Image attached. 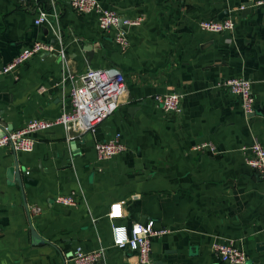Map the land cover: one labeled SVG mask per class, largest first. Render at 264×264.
<instances>
[{
    "label": "crops",
    "instance_id": "crops-1",
    "mask_svg": "<svg viewBox=\"0 0 264 264\" xmlns=\"http://www.w3.org/2000/svg\"><path fill=\"white\" fill-rule=\"evenodd\" d=\"M98 1L125 17H142L123 28L125 49L114 40L120 23L102 32L96 12L79 14L68 0H0V67L32 41L53 38L47 24H34L42 9L57 15L53 28L68 69L115 68L127 84L91 139L57 125L34 135L31 152L0 149V264H73L76 247L103 248L96 264H134V253L112 242L106 213L115 201H123L124 212L116 224L130 229L153 220L168 229L152 240L155 264H226L211 249L216 240L242 249L245 264H264V178L244 160L255 139L264 146V7L239 9L255 0ZM224 10L235 20L231 32L199 28L200 20L221 19ZM62 64L55 52H44L21 65L17 79L0 77V126L54 119L67 107ZM239 76L251 81L253 114L223 87ZM174 90L181 93L180 113L152 98ZM116 132L126 150L97 161L93 141ZM200 143L214 148L196 149ZM14 158L35 181L22 190L7 184ZM71 192L79 205L54 203Z\"/></svg>",
    "mask_w": 264,
    "mask_h": 264
},
{
    "label": "built area",
    "instance_id": "built-area-1",
    "mask_svg": "<svg viewBox=\"0 0 264 264\" xmlns=\"http://www.w3.org/2000/svg\"><path fill=\"white\" fill-rule=\"evenodd\" d=\"M25 2L26 0H19ZM69 5L79 14L97 13V25L100 31L108 32L112 28H117L121 21V26L114 35V40L125 49L128 41L123 28L139 25L142 17L129 18L121 15L114 9L104 8L98 0H68ZM250 6L264 7V0L252 1ZM246 6L241 4L239 9ZM56 13L39 10L34 24H47L54 36L58 39L54 46L47 41H32L25 46L9 62L0 67V77L9 75L13 79L18 78L19 67L27 62L32 56L44 53L55 52L64 68L60 74V86L64 94L66 89L67 107L54 118L30 119L25 125L17 129L3 128L0 134V149L11 148L16 152H31L34 148L38 132H45L60 125L66 132L74 133L75 137H81L90 131L93 133L97 126L109 117L118 107L121 98L127 91V84L122 73L111 75L109 70L99 68H88L81 73L72 72L68 69V61L62 45L61 34L53 28L56 21ZM235 27V20L230 15L221 19H202L199 21V28L207 33L231 32ZM65 84L67 85L65 87ZM223 87L240 100L242 111L250 114L255 109V99L251 87V81L245 77H231L223 81ZM153 101L160 105L167 112H181V93L171 91L165 94H155ZM93 148L97 161H107L126 150V145L121 141V135L116 132L109 139L94 140ZM208 147L214 148L210 143H200L196 149ZM245 163L264 177V146L254 140L246 149ZM264 196V187L262 189ZM54 203L63 206H77L80 198L75 192L67 195H56ZM120 206L121 214L113 215L114 207ZM38 211V208L34 209ZM111 225V238L113 245L118 248H127L135 255L134 264H155L151 257V245L154 238L161 237L168 232L167 228H156L153 220H148L141 224L135 222L130 229L125 225L115 223V220L124 216L123 201H115L109 205L106 213ZM140 229V231H137ZM121 232L123 237H121ZM212 251L217 255L220 262L226 264H245L246 253L228 241H213ZM103 248L92 251H84L76 247L72 251L70 261L73 264H96L102 258Z\"/></svg>",
    "mask_w": 264,
    "mask_h": 264
},
{
    "label": "water",
    "instance_id": "water-1",
    "mask_svg": "<svg viewBox=\"0 0 264 264\" xmlns=\"http://www.w3.org/2000/svg\"><path fill=\"white\" fill-rule=\"evenodd\" d=\"M249 4L250 3L245 4L246 7L243 9V10H246V12L249 11V9H250ZM243 13H245V11ZM227 15H228V11L224 10L219 15L218 18H222L223 16H227ZM119 23L121 24V21ZM49 33L51 35H53V38H51V40H50V44L54 46L55 44H57L58 39L54 36V32L52 31L51 28L49 30ZM85 53H86L85 55L87 58V62H90L92 59V56H93V50L91 49L90 45H86ZM118 72L119 71L115 68L111 69L109 71V73L111 75L118 74ZM253 113L254 112H252L251 114H253ZM3 128L4 127L0 126V134L3 130ZM92 136H93V134L90 131L86 132V134H85V137L90 138V139L92 138ZM29 172H30V170L27 171L24 167L20 168L16 162V159L14 158V162L9 167H7V169L5 170L6 178L9 180V182L7 184L12 185L14 182H16L18 187L21 188V190H22L23 186H26V184H34L35 181L28 176ZM33 234H34V236H37L35 233H33Z\"/></svg>",
    "mask_w": 264,
    "mask_h": 264
},
{
    "label": "snow or ice",
    "instance_id": "snow-or-ice-1",
    "mask_svg": "<svg viewBox=\"0 0 264 264\" xmlns=\"http://www.w3.org/2000/svg\"><path fill=\"white\" fill-rule=\"evenodd\" d=\"M120 214H121L120 206L119 205H116L114 207L113 215L119 216ZM137 231H140V229H137ZM121 237H123V233L122 232H121Z\"/></svg>",
    "mask_w": 264,
    "mask_h": 264
}]
</instances>
